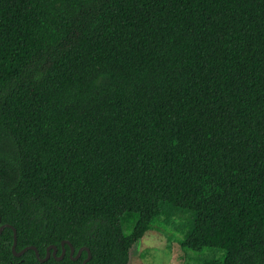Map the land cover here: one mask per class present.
<instances>
[{
	"label": "trees",
	"instance_id": "trees-1",
	"mask_svg": "<svg viewBox=\"0 0 264 264\" xmlns=\"http://www.w3.org/2000/svg\"><path fill=\"white\" fill-rule=\"evenodd\" d=\"M162 203L264 264V0H0L1 226L65 250L4 228L0 264H130Z\"/></svg>",
	"mask_w": 264,
	"mask_h": 264
},
{
	"label": "rangeland",
	"instance_id": "rangeland-1",
	"mask_svg": "<svg viewBox=\"0 0 264 264\" xmlns=\"http://www.w3.org/2000/svg\"><path fill=\"white\" fill-rule=\"evenodd\" d=\"M136 218V216H135ZM194 212L173 207L167 203L160 205L159 215L152 221L151 228L130 250V264H200L208 257L206 252H191L180 246L194 225ZM124 234L132 232L133 225L127 221ZM214 253H211L212 256ZM224 252L219 254L223 259Z\"/></svg>",
	"mask_w": 264,
	"mask_h": 264
},
{
	"label": "water",
	"instance_id": "water-1",
	"mask_svg": "<svg viewBox=\"0 0 264 264\" xmlns=\"http://www.w3.org/2000/svg\"><path fill=\"white\" fill-rule=\"evenodd\" d=\"M4 228H11V229L13 230V246H12V252H13L14 256H16V257H20V256H22V255H23L26 251H28V250L34 251V252H35V256H36V258H37L40 262H45V261H47L51 256H52L53 258H55L56 260H62V258H63L64 255H65V250L62 248L61 256H60V257H57V256H56V254H57V249H56V247H50V248H48L47 253H46V256H45L44 259H40L39 253H38V251H37V249H36L35 247H28V248H25L24 250H22V251H20V252L17 253V252H16V232H15V230H14L11 226H9V225H3V226H1V219H0V233L3 231ZM64 244H67V245L70 247V258H72V260H76V259H78V258L81 256L82 252H83V251H86V252H87V258L84 260L83 264H86L88 261H90V259H91V253H90V251H89L87 248H81V249L77 252L76 256H74V255H75V250H74V248H73L68 242L63 243V244H62V247H64ZM50 251H52V252H50Z\"/></svg>",
	"mask_w": 264,
	"mask_h": 264
}]
</instances>
